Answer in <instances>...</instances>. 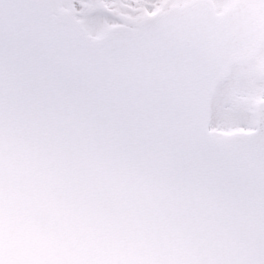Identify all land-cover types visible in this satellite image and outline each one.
Wrapping results in <instances>:
<instances>
[{"label":"snow or ice","instance_id":"6c2138e0","mask_svg":"<svg viewBox=\"0 0 264 264\" xmlns=\"http://www.w3.org/2000/svg\"><path fill=\"white\" fill-rule=\"evenodd\" d=\"M243 7L188 50L117 0H0V264H264V107L221 137L209 105L264 93Z\"/></svg>","mask_w":264,"mask_h":264},{"label":"rangeland","instance_id":"374dc122","mask_svg":"<svg viewBox=\"0 0 264 264\" xmlns=\"http://www.w3.org/2000/svg\"><path fill=\"white\" fill-rule=\"evenodd\" d=\"M195 0H117L124 9L118 14L126 20L139 19L163 14L172 8L187 5ZM217 11L229 8L236 0H210ZM264 60H258L255 66L256 72H261L260 67ZM254 85L245 80L226 82L214 90L210 99V106L215 109L220 118L215 133L221 137H227L233 133L246 132L235 123L249 114L254 115L256 102L264 99V93L253 91Z\"/></svg>","mask_w":264,"mask_h":264},{"label":"water","instance_id":"95a60500","mask_svg":"<svg viewBox=\"0 0 264 264\" xmlns=\"http://www.w3.org/2000/svg\"><path fill=\"white\" fill-rule=\"evenodd\" d=\"M243 4H244V0H240L239 3L237 4L236 8H235V11H234V9H232L228 13V16H231V15H234L235 13H237V12L243 11V9L245 8V7H243ZM247 10H250V9H247ZM255 16H256V13L251 10V19H254ZM164 18H166V17H164ZM164 18H162V19H156L153 22L149 23L148 26H153L154 28H156L159 24L162 23V22H159V21L163 20Z\"/></svg>","mask_w":264,"mask_h":264}]
</instances>
